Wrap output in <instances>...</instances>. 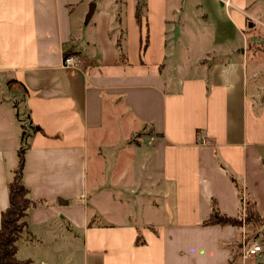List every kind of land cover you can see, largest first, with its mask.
I'll use <instances>...</instances> for the list:
<instances>
[{"label": "crops", "instance_id": "obj_1", "mask_svg": "<svg viewBox=\"0 0 264 264\" xmlns=\"http://www.w3.org/2000/svg\"><path fill=\"white\" fill-rule=\"evenodd\" d=\"M117 1L0 0V226L26 129L31 241L55 239L60 220L83 230L85 264H228L234 254L235 264H260L238 250L237 228L203 222L213 202L238 216L229 173L264 217V38L253 24L264 27V0H147L141 27L136 0H125L126 63L110 37ZM170 36L191 37L197 68L179 88L164 75ZM65 52L81 68H64ZM149 162L162 190L158 219L136 245L134 221L106 209L122 201L118 189L153 180Z\"/></svg>", "mask_w": 264, "mask_h": 264}, {"label": "rangeland", "instance_id": "obj_2", "mask_svg": "<svg viewBox=\"0 0 264 264\" xmlns=\"http://www.w3.org/2000/svg\"><path fill=\"white\" fill-rule=\"evenodd\" d=\"M191 1V0H187ZM261 21H264V16L260 18ZM256 21V20H255ZM254 26L256 27L255 31H259L260 37L264 38V27L260 22H254ZM193 39V38H192ZM208 43H212V39L210 38ZM191 44L190 39L182 38L180 41L176 42L173 40V36L168 38L167 42V54L169 59L166 61V70L164 75L167 78H173L175 87L179 88L180 79H186L187 77H191L197 72V68L192 67L190 64L192 63V58L188 56L187 47ZM264 41L260 42V46L262 47ZM192 55L193 53L189 51ZM197 52L196 54H198ZM195 59L197 58L196 55ZM264 58V57H263ZM262 60V59H261ZM82 66V65H81ZM81 68V67H80ZM171 88L166 89L167 94L172 95ZM26 117H23L22 124L23 127L28 128L29 122L25 120ZM33 128V127H32ZM24 129V128H23ZM26 130V129H25ZM138 136H134L133 139ZM29 143H20L19 149L21 147L28 148ZM18 156H16L15 163L17 166ZM147 171L151 173L153 176L152 179H147L144 181L142 187L136 188V192H131L132 188L128 187L127 190L121 191L117 190V197L122 201L118 204H108L106 211L115 214L117 216H121L122 218L128 219V221L134 222H126L130 225H133L137 231H139V235H142V230L144 225L148 223V221H154L158 219L157 215L153 211V206H155L154 202H157L160 198L157 195L158 192H162L161 186L158 183V177L152 171L151 163L147 164ZM158 183V184H157ZM147 185V187H145ZM86 207L89 214V222L90 215L93 213V208L90 203V198L88 193L86 194ZM167 204H169V199ZM165 207L166 205L163 204ZM87 214V212H86ZM104 219L95 222L96 225L104 224ZM50 227L56 228L57 236L54 239V235H46L47 237H43V240L40 241H31L27 230H25L22 239L18 242L19 247V258L20 259H28L29 257L34 259L32 264H85V256L83 253V241L84 234L83 230H78L73 223L70 222H61L60 220L54 222ZM252 230V229H250ZM264 230V228L262 229ZM76 231V233H74ZM253 231V230H252ZM255 232V230L253 231ZM69 236L72 237V242L66 243L69 240ZM76 239H73L75 238ZM243 240V238H242ZM259 244L261 243V238L255 239ZM261 245V244H260ZM260 264L264 263V247L262 246V251L256 256Z\"/></svg>", "mask_w": 264, "mask_h": 264}, {"label": "trees", "instance_id": "obj_3", "mask_svg": "<svg viewBox=\"0 0 264 264\" xmlns=\"http://www.w3.org/2000/svg\"><path fill=\"white\" fill-rule=\"evenodd\" d=\"M96 1V0H94ZM116 11V27L111 30L110 37L114 39L117 53V62L126 63V51L124 48V40L126 29L124 25V8L125 0H118ZM147 11V0H136L135 18L138 26H142ZM148 45L146 41L145 48ZM74 55V52H65L64 58ZM25 129V127H23ZM21 143L28 144L27 131L23 130ZM26 148L21 147L18 150V164L13 171L12 180L8 186L9 205L1 213L0 226V264H31V260H22L18 257V242L22 239L25 230L28 228L27 216L31 208L36 203L29 196V188L24 184L23 174L25 170V152ZM219 165L225 168V165L215 153ZM227 171V170H226ZM231 181L235 184L239 196V214L238 216H228L222 214L215 202L212 203L210 217L203 222V226H221L235 227L240 233V241L238 250L242 249L244 237L242 229H245V240L250 242L261 238V247H264V217L259 214L256 208L255 200L246 195L241 182L231 173H229ZM255 230V232H253ZM136 245H143L145 241L141 235H138L135 242ZM237 255L234 254L228 264H235Z\"/></svg>", "mask_w": 264, "mask_h": 264}, {"label": "built area", "instance_id": "obj_4", "mask_svg": "<svg viewBox=\"0 0 264 264\" xmlns=\"http://www.w3.org/2000/svg\"><path fill=\"white\" fill-rule=\"evenodd\" d=\"M82 65V60L77 56H70L64 60L63 66L64 68L77 69ZM245 235V232H244ZM262 251L261 245L256 242V240H252L247 242L245 240V236L243 237V257H253L257 256Z\"/></svg>", "mask_w": 264, "mask_h": 264}, {"label": "water", "instance_id": "obj_5", "mask_svg": "<svg viewBox=\"0 0 264 264\" xmlns=\"http://www.w3.org/2000/svg\"><path fill=\"white\" fill-rule=\"evenodd\" d=\"M95 7H96V4L94 2L90 4L89 12H88L87 17H86L87 22L91 19L92 15L95 11Z\"/></svg>", "mask_w": 264, "mask_h": 264}]
</instances>
